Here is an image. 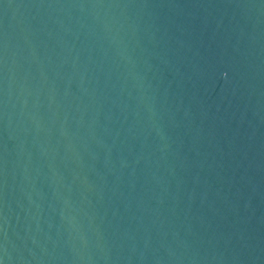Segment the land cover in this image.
Wrapping results in <instances>:
<instances>
[{
    "label": "water",
    "instance_id": "1",
    "mask_svg": "<svg viewBox=\"0 0 264 264\" xmlns=\"http://www.w3.org/2000/svg\"><path fill=\"white\" fill-rule=\"evenodd\" d=\"M0 264H264V0H0Z\"/></svg>",
    "mask_w": 264,
    "mask_h": 264
}]
</instances>
